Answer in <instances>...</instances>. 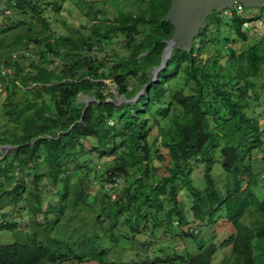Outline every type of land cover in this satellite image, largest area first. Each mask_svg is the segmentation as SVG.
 Returning a JSON list of instances; mask_svg holds the SVG:
<instances>
[{
  "label": "trees",
  "instance_id": "1",
  "mask_svg": "<svg viewBox=\"0 0 264 264\" xmlns=\"http://www.w3.org/2000/svg\"><path fill=\"white\" fill-rule=\"evenodd\" d=\"M6 3L24 19L8 30L29 23L27 33L6 47L31 42L38 53L37 62L22 67L27 57L13 61L0 50V66L12 68L15 75L5 88L2 107V118L12 127L0 138V147L12 150L0 153V163H9L0 167V176L12 172L11 179L24 185L2 192L0 199L14 194L10 200L15 204L27 203L33 229L26 242L0 246V264H214L218 255H223L219 264H264V125L247 113L261 97L264 30L250 41L256 29L243 28L245 22L264 18H246L245 7L230 18L223 12L207 16L190 52L175 47L151 83L175 32L173 24L163 20L170 0H148L142 12L98 22L88 35L57 38L49 33L43 0ZM51 10L58 14L60 3H52ZM35 23L42 31L30 34ZM114 36L124 38L127 55L99 58L95 51ZM236 42L252 43L237 51ZM218 45L210 57L208 50ZM84 96L93 102H80ZM115 97L124 102L116 105ZM90 139L95 144L88 149ZM218 154L226 174L223 191L211 175ZM86 155L107 158L109 164L82 162ZM39 164L45 166L44 174ZM201 165L203 190L192 179ZM70 171L76 183H71ZM96 183L108 185L101 208L91 205L90 188ZM45 188L51 195L43 193ZM55 189L58 195L52 194ZM183 193L188 209L182 206ZM82 211L92 215V222ZM68 212L80 220L62 238L57 227ZM191 223L199 229L217 228L218 234L197 251L174 250L172 255L157 244L153 250L149 239L135 241L137 235L157 240L162 236L178 248L176 239L195 238ZM122 224L129 225L131 236L118 233ZM0 229L16 228L3 222ZM122 240L131 241L130 249L136 247L133 261L110 262L111 251Z\"/></svg>",
  "mask_w": 264,
  "mask_h": 264
},
{
  "label": "rangeland",
  "instance_id": "2",
  "mask_svg": "<svg viewBox=\"0 0 264 264\" xmlns=\"http://www.w3.org/2000/svg\"><path fill=\"white\" fill-rule=\"evenodd\" d=\"M148 0H43V3L47 5L46 8V13L44 15V19H46V22L49 25V33L52 34L53 37H68L72 36L77 33H81L83 35H88L90 33V28L92 25L100 22V23H110L112 22L120 13H140L145 9L146 3ZM60 3L61 5V10L58 14L53 13L51 10L52 3ZM13 9H10V7L7 5L6 0H0V28L4 32H0V40L3 39V44L4 48H0V50L3 51V53H10L12 60L13 61H18L17 57L24 56L27 57V61L25 63H22V67H26L29 62L35 61L37 62V53L38 49L33 43H19L16 45L8 46L6 45L13 40H15L17 37H22L24 36L27 31V27L29 26V23L27 20L25 22L27 23V26H19L16 29L8 30L9 27L14 28L16 25H19V21H22L24 19H21L15 12H13ZM246 18L248 19H254L256 17H262L264 18V10L260 11L259 8H245L244 14ZM262 27L256 28V32L250 33V41L252 40H258L259 36L263 34ZM6 31V32H5ZM42 31V27L40 24L35 23L31 26V32L30 34L38 33ZM48 33V32H47ZM227 33L226 30H223V35L225 36ZM255 34L257 36H255ZM233 38V37H232ZM124 38L119 37V36H114L111 38L110 43L108 46H104L102 50L99 48L95 51L96 55L101 58L104 57L105 55L107 56H113V57H123L127 55V52L125 51V48L123 46ZM249 43H240L236 42L233 44L234 49L237 51L244 50L246 49ZM220 45V44H219ZM219 45L217 47H210L208 50V55L211 57L215 53V49H219ZM183 46L179 45L178 47ZM56 64L53 65L55 67ZM14 71L13 69H4L3 67L0 66V138H4L7 135V131L10 130L12 127V123L7 122L6 118H2V107L3 103L7 99L6 93H5V88L8 86L10 82H13L14 80ZM259 83L262 86L261 89V97L258 103H254L252 105L247 113L250 116H255L259 118L261 123L264 125V76L260 77ZM106 84L112 88V90L115 92V86L110 82V80H106ZM178 87V86H177ZM20 92L16 91L15 92V100L19 101L20 100ZM80 102H86V103H92L93 98L89 96H84L79 98ZM87 148L89 149L90 147L94 146L95 142L94 140L90 139L87 141ZM3 148L0 147V153L3 152ZM12 149L10 148L8 151H5V154L8 155L9 152ZM216 162L212 167L211 175L218 185V188L223 191V186L225 184L226 180V174L220 167V164L217 162L219 161V154L215 156ZM92 164H98L100 167L103 166L102 164H106L109 159L103 158L102 160H99L96 155H86L82 158V162H86ZM91 161V162H90ZM7 163V162H6ZM6 163H0V167L6 166ZM9 165V163H7ZM109 164V162L107 163ZM38 171L39 173L44 174L45 173V166L43 165H38ZM99 169V167H96V171ZM102 169V168H101ZM2 168H0V171ZM6 170V175L9 171V167L4 169V173ZM3 171V170H2ZM14 173H10L9 176L2 177L0 176V194L2 192L6 191H11L14 189L16 185H22L19 182H16L15 179H11L12 175ZM20 174V173H19ZM68 176H71V183H76L77 177L73 175V173L70 171L68 173ZM25 183L29 181V178L27 175L23 176ZM192 179H193V184L194 186L199 189L203 190L205 187V182H204V167L198 166L194 169L192 173ZM28 184V183H27ZM46 184V181H45ZM47 185V184H46ZM24 186V185H22ZM108 185L104 184V187L101 186V184L96 183L95 186H92L90 188V200H91V205H93L95 208H101L104 205L103 200L101 198L103 197V190L107 189ZM20 190V189H18ZM44 194H50L51 192L48 193L47 189H43ZM59 194L60 191L57 189L53 190L52 194ZM46 195V196H48ZM14 194H12L9 197L4 196L3 198L0 199V226L2 225L3 222L8 223V224H14L15 225V230L14 231H9V230H1L0 229V246L4 245H9L13 244L17 241L20 242H26L27 236L32 233H29L30 229V223H29V218L26 216L27 215V210L25 209L27 207V203L22 202L15 204L13 200H10ZM9 201V202H8ZM13 204H11V202ZM181 201H182V206H184L186 209L189 207V203L187 200V195L185 193L181 194ZM10 203V204H9ZM85 215L86 220H89L90 222L92 219V215L88 212L82 211L81 214ZM3 215H8L7 218H3ZM57 215V212H56ZM55 215V216H56ZM54 216V218H55ZM74 214L69 213L66 215L65 219L61 220L60 225L57 227V235L60 237H66L71 234V231L75 228L76 225H78V221L80 220V217L74 216ZM197 223H191L188 228L191 229L193 232V235L195 238H187L184 241L182 240H177L176 239V244L178 245V248L175 247V245H172L168 242V238H164L160 236L157 239H151L147 238L148 236L144 235H137L136 236V242L138 244L144 243L145 240L149 239V241H153L152 249L157 250V246H154V244L159 245V247H162V250L165 252L167 255H172V252L174 250H179L180 253L182 252H194L197 251L198 246L205 245L206 242H208L211 237L217 236V228H206V229H199L197 227ZM122 226L118 230V233H121L122 235H128L131 236V229L128 227V224H122ZM215 230V231H214ZM155 240V241H154ZM134 241V242H135ZM135 242V243H136ZM131 243V241H130ZM130 243L127 240H122L120 247L117 249H114L111 251L109 255V261L110 262H118V261H125L126 263H130L133 261V258L135 257L134 254L137 251L136 247L130 249ZM150 248V250H151ZM149 254H152V251ZM223 255H218L216 257V260L214 264H219L220 261L222 260ZM84 264H96V263H84Z\"/></svg>",
  "mask_w": 264,
  "mask_h": 264
},
{
  "label": "water",
  "instance_id": "3",
  "mask_svg": "<svg viewBox=\"0 0 264 264\" xmlns=\"http://www.w3.org/2000/svg\"><path fill=\"white\" fill-rule=\"evenodd\" d=\"M170 2V9L163 20L172 23L175 32L172 39L167 42L159 67L153 71L151 83L156 80V74L166 66L175 47L183 45L180 47L190 52L194 39L199 31L206 26L207 16L214 12H222L224 9L231 10L236 4L245 8L264 7V0H170ZM151 83L147 85V88L150 87ZM142 94V91L139 92L133 100ZM115 102L116 105H120L124 101L115 97ZM1 148L5 149L4 151L10 149L7 146Z\"/></svg>",
  "mask_w": 264,
  "mask_h": 264
},
{
  "label": "built area",
  "instance_id": "4",
  "mask_svg": "<svg viewBox=\"0 0 264 264\" xmlns=\"http://www.w3.org/2000/svg\"><path fill=\"white\" fill-rule=\"evenodd\" d=\"M222 12H223L224 16L230 18L233 15V13L242 14L243 13V6L240 4H236L233 9H231V10L224 9ZM263 26H264V22H263V19H261V18L256 19L254 22H245L243 24L244 29H250V28L256 29L258 27H263Z\"/></svg>",
  "mask_w": 264,
  "mask_h": 264
}]
</instances>
